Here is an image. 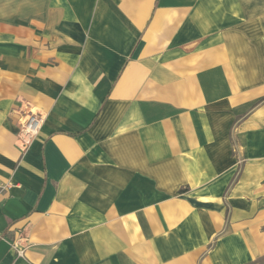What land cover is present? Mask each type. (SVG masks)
Here are the masks:
<instances>
[{
  "label": "crops",
  "instance_id": "crops-1",
  "mask_svg": "<svg viewBox=\"0 0 264 264\" xmlns=\"http://www.w3.org/2000/svg\"><path fill=\"white\" fill-rule=\"evenodd\" d=\"M7 185L0 264H264V0H0Z\"/></svg>",
  "mask_w": 264,
  "mask_h": 264
},
{
  "label": "built area",
  "instance_id": "built-area-1",
  "mask_svg": "<svg viewBox=\"0 0 264 264\" xmlns=\"http://www.w3.org/2000/svg\"><path fill=\"white\" fill-rule=\"evenodd\" d=\"M45 122L44 116L35 110H30L20 120V138L29 145L40 133ZM10 185L0 187V193L9 189ZM0 239L8 242L12 249H14L19 257H24L29 245L26 238L22 236H15L13 239H8L7 235H1Z\"/></svg>",
  "mask_w": 264,
  "mask_h": 264
}]
</instances>
